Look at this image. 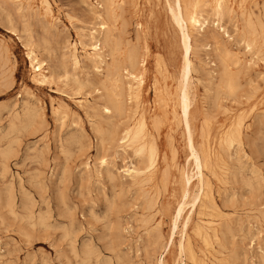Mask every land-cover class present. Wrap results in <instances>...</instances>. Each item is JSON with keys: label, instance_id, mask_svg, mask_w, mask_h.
<instances>
[{"label": "rangeland", "instance_id": "1", "mask_svg": "<svg viewBox=\"0 0 264 264\" xmlns=\"http://www.w3.org/2000/svg\"><path fill=\"white\" fill-rule=\"evenodd\" d=\"M168 1L122 0L112 20L99 7L102 0H48L52 19L40 0L21 5L0 0V264H158L160 258L164 264H194L178 253V243L186 237L205 264H264V0H232L234 10L222 17L229 25L219 22L224 29L203 12L208 22L191 40L190 124L196 148L207 143L214 152L211 164L203 169L212 201L203 199V208L196 202L191 212L187 203L175 228L171 226L174 211L184 199L180 171L191 172L193 165L176 106L184 50ZM94 11L101 13L112 39L108 46L101 44L103 61L97 67L85 59L84 46L90 42L84 35L89 27L96 29V35L99 32L100 20ZM234 25H238L236 30ZM243 26L255 40L249 50L239 40ZM211 33H218L217 40ZM27 42L47 62L44 68L52 75L49 83L34 81L36 72L26 57ZM68 43L78 48L76 67L70 65ZM129 48L138 50V60L146 59L139 106L127 93L123 68L128 66L125 53ZM232 53L238 57L237 64L231 63ZM218 56L231 64V89L226 83L222 88L219 63L223 57ZM113 62L123 79L125 112L121 114L107 112L102 105L111 87L106 69ZM237 71L239 80L234 78ZM234 80L237 87L239 81L238 89ZM213 94L217 97L214 103ZM141 111L146 132H151L158 149L151 170L143 156L131 146H120L115 136L124 126L134 125ZM237 119H241L240 140L223 143L224 132ZM129 166L142 169V174L130 178L124 170ZM196 190L194 177L189 194ZM186 215L189 220L183 226ZM196 223L208 228V244L194 235Z\"/></svg>", "mask_w": 264, "mask_h": 264}, {"label": "bare ground", "instance_id": "2", "mask_svg": "<svg viewBox=\"0 0 264 264\" xmlns=\"http://www.w3.org/2000/svg\"><path fill=\"white\" fill-rule=\"evenodd\" d=\"M13 2H16L18 3L19 5H21L24 1L28 2V0H11ZM2 2V1H1ZM101 2V0H100ZM122 2V0H102V3L99 4V7L104 11L105 15H107L106 18H110L112 19V17L114 16L115 17V9L118 5H120ZM40 3L42 5H44L45 7V10H46V13L49 14L50 18L52 19V15H51V9H50V4L48 2V0H40ZM91 4V3H89ZM125 4V3H124ZM3 5V4H2ZM27 5V3H26ZM88 5V3H87ZM168 5L167 8H169V12H170V15H171V19L172 21L174 22V24L177 26L178 28V31L180 32L179 34L181 35V46L183 47L182 49L184 50V54H183V67H182V80H180L181 82L179 83V89H178V94H177V104L176 106L178 107V113L180 115V119L181 121L183 122V125H184V130H185V133H186V142H187V147L189 149V153H190V156L191 157V162H192V165H193V168L191 170V172H188L187 170H185L184 168L181 169L180 171V176H181V182H182V185H183V201H181L180 203H178V205L176 206L175 208V211H174V215H173V222H171V226H173V228H175L177 226V222L178 220L182 217V214L185 210V206H187L186 204L189 203L190 205V212L194 209V206L196 204V202H198L199 204V208H203L205 207V203L203 201V199L205 198H208V200L212 201L211 199V196L210 193H209V189H208V181L205 180L204 178V173H203V169L205 167H208L209 164H211V158H212V155L214 154V152H212L209 147L207 146V143H203L199 148H196L195 144H194V141H193V134H192V129H191V124H190V112H191V104H192V101H191V97H190V92H189V72L191 71V61L189 58V53L192 49V44H191V40L192 38H194V36H196L197 34L195 33H199L200 30H203L206 23L208 22L207 20V16H203V12H207V15H211L213 16L214 20H216V25L219 26V22L220 21H224L225 20L223 18H226L228 15H225V14H230L232 12L233 9V4H232V0H171V1H168ZM240 5V3H239ZM238 5V7H239ZM248 5V4H247ZM15 7V6H14ZM17 7V6H16ZM15 7V8H16ZM30 7V6H29ZM32 7V5H31ZM137 7V6H136ZM243 7V6H242ZM257 7V6H256ZM9 8V7H8ZM24 8V6H23ZM28 8V7H27ZM37 8V6H36ZM121 8V7H120ZM250 8V7H249ZM19 9V8H18ZM96 9V8H95ZM254 9V8H252ZM16 9H14L15 11ZM123 9H121L120 11H122ZM34 11V9H33ZM33 11L31 13H33ZM168 11V10H167ZM38 12V11H37ZM84 12V11H83ZM123 12V11H122ZM12 13V12H11ZM124 13V12H123ZM234 15H235V12H233ZM249 13V12H248ZM10 14V12H9ZM14 14V13H13ZM22 14V13H21ZM91 14V12H90ZM94 14H95V18L100 20L98 26H99V32H98V35L95 34L96 32V29L94 30L90 28V31L89 33L85 32L84 35L88 36V38L90 39V42L85 44L84 46H87V50L85 51V59L88 58L89 60H91L94 65L97 67L98 64H100L102 61H103V53H102V50H101V44H110L112 42V39L110 37V34H109V31L107 29V25H106V22L103 20V17L101 15V13H98L97 11H94ZM226 17H225V16ZM11 16V15H10ZM16 16V15H15ZM18 16V15H17ZM37 16V15H36ZM123 16V15H122ZM122 16H119L120 18ZM224 16V17H223ZM13 17V16H12ZM223 17V18H222ZM232 17V16H231ZM230 17V19H231ZM33 18V17H32ZM116 18V17H115ZM212 18V17H211ZM238 18L242 19L241 17L238 16ZM253 18H258V16L256 17H253ZM6 19V18H5ZM25 19V18H24ZM42 20V17L40 18ZM94 19V18H93ZM124 19V18H123ZM223 19V20H222ZM239 19V20H240ZM248 19V18H247ZM13 20V19H12ZM57 20V19H56ZM80 20V19H79ZM108 20V19H107ZM113 20V19H112ZM7 21V20H5ZM11 21V20H10ZM125 21L122 20V22ZM230 21V20H229ZM233 21V20H232ZM242 21V20H240ZM24 22V21H23ZM110 24H113L111 23V21H109ZM114 22V21H113ZM247 22V21H246ZM258 22V20H257ZM260 22V21H259ZM45 23V22H44ZM93 23V21H92ZM115 23V22H114ZM121 23V22H120ZM127 23V22H126ZM227 23V22H225ZM244 23V22H243ZM9 24V23H8ZM7 24V25H8ZM47 24V23H46ZM46 24L45 27H46ZM60 24V23H59ZM94 24V23H93ZM97 24V23H96ZM215 24V23H214ZM221 24V23H220ZM229 25V23H227ZM236 24V22H235ZM248 25H250L248 22H247ZM246 24V25H247ZM56 25V24H55ZM54 25V26H55ZM127 25V24H126ZM125 25V26H126ZM224 25V24H223ZM258 25V23H257ZM84 26V25H82ZM115 26V24L113 25ZM121 26L122 23H121ZM232 26V24H231ZM230 26V27H231ZM237 26L238 25H234L235 27V30L237 29ZM9 27V26H7ZM56 27V26H55ZM77 27V26H76ZM80 27V26H79ZM127 27V26H126ZM126 27H125V30H126ZM229 27V26H228ZM228 27H226L228 29ZM83 28V27H81ZM109 28V26H108ZM122 29H124L123 27H121ZM219 28L221 29H224V27L222 26H219ZM249 28V27H248ZM259 28V27H258ZM25 29V28H24ZM27 29H29L27 27ZM31 29V28H30ZM106 29V30H105ZM110 29V28H109ZM208 29V28H207ZM226 29V33H228ZM246 28L243 26L242 29L240 30V33H239V37H240V41L243 42L244 46L249 50L251 49L254 45H255V40L254 38H251V37H248L246 35ZM251 29V28H249ZM32 30V29H31ZM105 30V31H104ZM212 30V29H211ZM220 30V29H219ZM256 30V29H255ZM254 30V31H255ZM58 31V30H57ZM100 31H101V36H100ZM112 31V30H111ZM122 31V30H121ZM135 31V30H134ZM233 32V29L231 30ZM259 31V29H258ZM47 32V31H46ZM63 32V31H62ZM114 32H118L116 29L114 30ZM113 32V33H114ZM212 32V31H211ZM214 32V31H213ZM17 33V32H16ZM25 33V32H24ZM104 33V35H102ZM112 33V34H113ZM123 33V32H122ZM225 33V35H226ZM8 34V33H7ZM27 34V33H26ZM62 34V33H61ZM81 35V33H79ZM212 36L214 37L215 35H217L218 33H211ZM224 34V33H223ZM230 34V32L228 33ZM253 34V33H251ZM255 34V33H254ZM253 34V35H254ZM34 35V34H33ZM126 35V34H125ZM129 35V34H128ZM202 35V34H201ZM224 35V36H225ZM39 36V35H38ZM43 36V35H42ZM62 36V35H61ZM83 36V35H82ZM112 36V35H111ZM115 36V34H114ZM118 36V34H117ZM198 36V35H197ZM219 35H217L218 37ZM228 36V35H227ZM22 38V36H20ZM27 37V36H26ZM33 37V36H32ZM40 37V36H39ZM67 37V36H65ZM135 37H138V36H135ZM217 37L215 36L214 38H216L215 40H217ZM229 37V36H228ZM20 38V39H21ZM28 38V37H27ZM34 38V37H33ZM84 38V37H83ZM116 38V37H115ZM199 38V37H198ZM213 38V39H214ZM227 38V37H226ZM235 38V36H234ZM23 39V38H22ZM42 39V38H41ZM47 39V37H46ZM68 39V38H66ZM119 39V38H118ZM124 39V37H123ZM195 39V38H194ZM221 38H219L220 40ZM261 41H262V35H261ZM51 40V39H49ZM116 40V39H115ZM198 40V39H196ZM202 40V39H201ZM200 40V41H201ZM218 40V41H219ZM3 41V40H2ZM27 41V40H26ZM30 41H33L30 39ZM35 41V40H34ZM41 41V40H39ZM87 40H85L86 42ZM119 41H122V40H119ZM124 41V40H123ZM139 40H137L138 42ZM199 41V40H198ZM224 41V40H223ZM45 42V41H44ZM43 42V43H44ZM47 42V41H46ZM66 42V41H65ZM84 42V41H83ZM193 42V41H192ZM215 42V41H214ZM217 42V41H216ZM236 42H239L236 40ZM28 43V42H27ZM42 43V44H43ZM16 44V43H15ZM113 44V43H112ZM117 44L119 45L118 41H117ZM116 43H114V46L117 45ZM217 43H215L216 45ZM221 44V43H220ZM223 44V43H222ZM231 44V43H230ZM261 44H264V41L261 42ZM41 45V44H40ZM46 45V44H45ZM49 45V44H48ZM117 45V48L119 50V46ZM127 45V44H126ZM138 45V44H137ZM212 45V44H211ZM224 45V44H223ZM106 46V45H105ZM113 46V47H114ZM134 46V45H132ZM207 46V45H206ZM213 46V45H212ZM222 46V45H221ZM219 46V47H221ZM65 47V46H64ZM136 47V46H135ZM134 47V48H135ZM217 47V46H216ZM259 47H262V46H258ZM48 48V47H47ZM83 48V46H82ZM109 48L111 49V47L109 46ZM116 48V46L114 47ZM208 48V47H207ZM223 48V46H222ZM221 48V49H222ZM255 48V47H254ZM21 49V48H20ZM25 49H26V57L27 59L29 60V64L30 67L33 69L34 72H36L34 75H33V79L36 83L40 84V85H44L46 83H49L51 81V76L50 74H48V71L44 68L45 65L47 64V62L44 60V59H41L38 57V53L35 49V47L33 46L32 43H28L25 45ZM68 57L70 59V62L73 67H76L78 66L80 60H79V56H78V51H77V47H76V43H68ZM132 49V48H131ZM129 48V50L126 51L125 53V60L128 62V66H125L123 69H125V72H126V76H125V79L128 80L127 82V90H128V96L129 98H133L135 99L137 102V106L140 105V102L138 101L139 99V92H140V87L144 84V72H145V57H143L142 59H137L138 56H137V53H138V50H137V53L136 51L134 52L133 50H131ZM214 49V47H213ZM17 50V48H16ZM88 50H91V51H88ZM113 50V49H111ZM115 50V49H114ZM148 48L147 46H145V51L147 52ZM215 50V49H214ZM213 50V51H214ZM223 50H226V51H223ZM222 52H225L226 54H228V51L227 49L223 48ZM18 52V51H17ZM109 52V51H108ZM111 52V51H110ZM193 52V51H192ZM221 52V51H220ZM2 54V53H1ZM112 54V52L110 53ZM240 54L242 55L243 52H240ZM58 55V54H57ZM217 55V54H216ZM218 55H219V52H218ZM221 55V53H220ZM225 55V54H224ZM232 55H235L232 53ZM259 55V54H258ZM67 56V55H66ZM226 56V55H225ZM231 56V55H230ZM261 56V55H260ZM17 55H16V60H17ZM60 57V56H59ZM58 57V58H59ZM110 57V56H109ZM218 57H221V56H218ZM223 57V58H222ZM222 61H220L219 64H221L222 62V69L221 71V80H222V85L224 86V84L226 83L227 87L229 89L233 88V85H232V72H231V68H230V62L227 63L226 62V59H224V56H222ZM234 58V56H231ZM262 57V56H261ZM5 58V57H4ZM112 58V57H111ZM264 58V57H262ZM220 59V58H219ZM230 59V58H229ZM250 59V57H249ZM6 60V59H5ZM8 60V59H7ZM47 60V59H46ZM84 60V59H83ZM112 60V59H111ZM115 60V59H114ZM215 60V58H214ZM218 61V59H216ZM232 60V59H231ZM1 62V61H0ZM8 62V61H7ZM49 62V61H48ZM54 62V61H53ZM112 62V61H111ZM116 62V61H115ZM110 63L109 66L111 67H108L106 65V68L108 67L109 70L106 69L107 73H109V78H106L109 79L110 81V84H111V87H109L108 90V93L106 94L107 95V99H106V104H101L102 105H105L104 106V110L105 111H110V110H115V111H118L121 112V111H124L122 110V107H123V95H122V92L124 91L123 89V79H122V75L120 73V68L118 66L117 63ZM214 62V61H213ZM234 62L235 64L238 63V57H236L235 55V59L234 61H231V63ZM124 63V61H123ZM210 63V62H209ZM208 63V64H209ZM4 64V63H2ZM26 64V63H25ZM62 64V63H61ZM60 64V66H61ZM104 64V63H103ZM106 64V63H105ZM230 64V65H229ZM242 64H243V61H242ZM12 65V64H11ZM54 65V64H53ZM59 65V64H58ZM212 65V64H211ZM215 65V64H214ZM213 65V66H214ZM239 65V64H238ZM3 66V65H2ZM0 66V67H2ZM26 66V65H25ZM237 66V65H236ZM241 66V65H240ZM246 66V65H245ZM62 67V66H61ZM60 67V69H61ZM193 67V65H192ZM5 68V66H4ZM3 68V69H4ZM53 68V67H52ZM209 68V67H208ZM64 69V67H63ZM194 69V68H192ZM14 70V69H13ZM51 70V69H50ZM181 70H180V74H181ZM65 71V70H64ZM193 71V70H192ZM7 72V71H6ZM55 72V71H54ZM53 72V73H54ZM210 72V71H209ZM51 73V71H50ZM62 73V71H61ZM98 73V72H97ZM236 73V76H234ZM233 72V76L235 79H238L236 78L238 75L237 74H240V71H237V72ZM60 74V73H59ZM103 74V73H102ZM179 74V75H180ZM212 74V73H211ZM220 73H218L219 75ZM2 75V74H0ZM58 75V73H57ZM74 75V74H73ZM107 74H105L106 76ZM9 76H11L9 74ZM102 76V75H101ZM104 76V75H103ZM108 76V75H107ZM60 77V76H59ZM7 78V77H6ZM12 78V77H11ZM54 78V77H53ZM210 78V77H209ZM219 78V77H218ZM60 79V78H59ZM79 79V78H77ZM102 79V78H101ZM208 79V77H207ZM211 79V78H210ZM239 80V79H238ZM12 81V79H11ZM10 81V82H11ZM62 81V80H60ZM201 81V80H200ZM73 82V80H72ZM248 82V81H247ZM108 83V82H107ZM235 83V80L234 82ZM74 84H76L74 82ZM88 84V83H86ZM109 84V83H108ZM109 84V85H110ZM200 84V83H199ZM217 84V85H216ZM216 85L218 87V81L216 82ZM237 84H238V87H239V81H237ZM79 85V84H77ZM104 85V84H103ZM236 85V83H235ZM9 87L11 86L8 85ZM8 86H3L4 88L8 87ZM82 86V85H81ZM105 86V85H104ZM103 86V88H104ZM107 86V85H106ZM105 86V87H106ZM64 87V86H63ZM80 87V86H79ZM108 87V86H107ZM237 87V85H236ZM237 87V89H238ZM209 88V86L207 87ZM222 88H226L225 86L222 87ZM227 88V90H228ZM13 89V88H12ZM123 89V91H122ZM199 89V88H198ZM214 90V89H213ZM259 90V89H258ZM83 91V90H82ZM220 91V90H217V92ZM226 91V90H224ZM223 91V92H224ZM237 91V90H236ZM235 91V92H236ZM3 92V91H2ZM58 92V91H57ZM65 92V91H64ZM68 92V91H67ZM105 92V91H104ZM216 92V90H215ZM214 92V93H215ZM228 92V91H227ZM63 93V92H62ZM222 93V92H221ZM225 93V92H224ZM68 94V93H67ZM73 94V93H72ZM201 94V92H200ZM220 94V93H219ZM20 95V94H19ZM215 95H217V97L219 96L218 94L215 93ZM213 94V99L215 97V99L217 100V97ZM225 95V94H223ZM227 95V94H226ZM72 96V95H71ZM105 96V95H104ZM202 96V95H201ZM121 97H123L122 101H121ZM228 97H231L230 95ZM227 97V98H228ZM233 97V95H232ZM232 97L230 99H232ZM106 98V96H105ZM248 98V97H246ZM214 100H212L211 102L214 103ZM15 102V101H14ZM13 102V103H14ZM7 103V102H6ZM34 103V102H33ZM64 103V102H63ZM125 103V102H124ZM203 103V102H202ZM201 103V104H202ZM211 103V104H213ZM216 103V102H215ZM32 104V103H31ZM139 104V105H138ZM36 105V104H35ZM58 105V104H57ZM92 105V104H91ZM68 106V105H67ZM66 106V107H67ZM142 106V105H141ZM212 106H215V104H213ZM4 108V106H2ZM61 108V107H60ZM59 108V110H60ZM214 108V107H213ZM216 108V106H215ZM214 108V109H215ZM62 109L64 110V108L62 107ZM68 109V108H67ZM27 110V109H26ZM25 110V111H26ZM31 110V109H30ZM37 111V110H36ZM96 111V110H95ZM23 112V111H22ZM27 112V111H26ZM35 112V111H34ZM125 112V111H124ZM226 112V111H225ZM33 113V112H32ZM36 113V112H35ZM39 113V112H38ZM59 113V111H58ZM97 113V111H96ZM204 113V112H203ZM206 113V112H205ZM14 114V113H12ZM16 114V112H15ZM121 114V113H119ZM11 115V113H10ZM33 115V114H32ZM39 115V114H38ZM66 115V114H64ZM124 115V114H123ZM206 115V114H205ZM20 116V115H19ZM28 116V115H27ZM43 116V115H42ZM63 116V115H62ZM121 116V115H120ZM17 117V116H16ZM38 117V116H37ZM55 117V116H54ZM77 117V116H76ZM204 117V116H203ZM21 118V117H20ZM25 118V116H24ZM28 118V117H27ZM79 118V117H78ZM208 118V117H207ZM64 119V117H63ZM205 119V117H204ZM153 120V119H152ZM210 120V119H209ZM10 121H12V118H10ZM18 121V120H17ZM29 121V120H28ZM59 121V120H58ZM205 122H207L205 120ZM12 124V123H11ZM23 124H24V121H23ZM27 124V123H26ZM31 124V123H30ZM156 125V124H154ZM207 127L209 124H206ZM24 126V125H23ZM43 126V125H42ZM157 126V125H156ZM244 126V125H243ZM8 127V126H7ZM10 127V126H9ZM247 127V125H246ZM13 128V127H12ZM29 128V127H28ZM71 128V126H70ZM209 128V127H208ZM248 128V127H247ZM10 130V128H8ZM73 129V127H72ZM245 129V128H244ZM96 132V131H95ZM157 132V131H156ZM240 132H241V119H237L236 121L232 122L231 125L228 127V129L224 132V136L222 137V142L225 143V144H230L232 141H234L235 139H238L239 135H240ZM114 133V131H113ZM110 134V133H109ZM202 134V133H201ZM200 134V135H201ZM43 135V134H42ZM80 136V135H79ZM115 136H116V140L117 142L119 143L120 146L122 147H126V146H131L133 148V151L135 154H138L140 156H143L145 161H146V168L151 170L154 166H155V162L157 160V157H158V149H157V146H156V142L154 141V138L152 137V134L151 132H146V122H145V117H144V112L141 111L140 112V115L138 117V119L136 120V122L134 123V125H131V124H128L126 126H124L120 131H118L117 133L115 132ZM75 140V139H73ZM240 140V139H238ZM71 141V140H70ZM112 143V142H111ZM132 151V150H131ZM129 152V150H128ZM111 153V152H110ZM7 154V153H6ZM188 157V158H189ZM114 158V157H113ZM164 158V157H163ZM186 161V160H185ZM114 162V160H113ZM238 162V161H237ZM105 163L104 160H101V164ZM186 163V162H185ZM185 165V164H184ZM166 166V165H165ZM177 166V165H176ZM229 166V165H228ZM227 166V167H228ZM143 168V167H142ZM125 172L127 173V175L130 177V178H134L136 176H138L142 171V169L140 170L139 168L135 167V166H129V167H126V169H124ZM164 170L167 171V167L166 169L164 168ZM225 170V169H224ZM227 170V169H226ZM101 171V170H100ZM165 171V172H166ZM112 172V171H111ZM164 172V173H165ZM1 173V172H0ZM101 173V172H99ZM142 174V173H141ZM249 174V173H248ZM168 175V174H167ZM164 176V175H163ZM196 177V180H197V190L194 194L190 195L189 194V188L192 184V180L193 178ZM111 179V178H110ZM224 179V178H223ZM113 180V179H112ZM111 180V181H112ZM165 182H167V178L165 180ZM111 183V182H110ZM112 185V184H111ZM166 187V186H165ZM208 189V190H207ZM225 190V189H224ZM223 190V191H224ZM143 191V190H142ZM158 191H160L158 189ZM147 192V191H146ZM193 192V191H192ZM153 193V192H152ZM151 193V195H152ZM145 194V193H143ZM158 196H159V193H158ZM190 196V199H188V197ZM261 196V195H260ZM147 196H145L144 198L146 199ZM152 197V196H151ZM264 197V196H262ZM157 198V197H156ZM240 199V198H239ZM181 200H182V197H181ZM229 200V198H228ZM149 202V201H148ZM157 202V201H156ZM155 202V203H156ZM229 201H227L226 203H228ZM212 203V202H211ZM155 205V204H154ZM216 205V204H215ZM218 208V207H217ZM148 209V208H147ZM257 210V209H256ZM230 211V210H229ZM258 211V210H257ZM36 212V211H35ZM156 212V211H155ZM220 212H223V211H220ZM225 212V211H224ZM154 213V212H152ZM189 213V212H188ZM187 213V214H188ZM230 213V212H229ZM147 214V213H146ZM144 214V215H146ZM233 214V213H231ZM194 215V214H193ZM152 216V215H151ZM186 218L183 220V226H185L187 223H188V220H189V217H187V215L185 216ZM256 217V216H255ZM153 218V217H152ZM262 219V218H261ZM259 220V219H258ZM201 221V220H200ZM202 222V221H201ZM215 222V221H214ZM254 222V221H253ZM179 223V222H178ZM255 223V222H254ZM156 224V223H155ZM211 224V223H210ZM209 224V225H210ZM182 226V228H184ZM110 228V227H108ZM155 228L156 225H155ZM172 229V228H171ZM259 229V228H258ZM174 230V229H173ZM107 231V230H106ZM172 231V230H171ZM170 231V232H171ZM211 231H212V234L214 236H216V229L215 228H211ZM184 232V230H183ZM171 234H173V232H171ZM161 235V234H159ZM178 235V234H177ZM183 234H181L182 236ZM194 235L203 243V244H208V239L209 237L211 236L209 230L207 227L204 226V224L202 223H196L195 226H194ZM173 236V235H172ZM171 237V236H170ZM171 239V238H170ZM182 239V238H181ZM232 240V239H231ZM169 241V239H168ZM168 243V242H167ZM167 245V244H166ZM179 256L181 258V256H185L187 257V259H189L192 263L194 264H205L204 263V260L199 258L193 251L192 249V245H191V241L189 239V237H186L184 240H181L179 243ZM111 246V245H110ZM168 246V245H167ZM166 246V247H167ZM217 246V245H216ZM231 246V245H230ZM206 247V246H205ZM221 249H222V246H221ZM206 250V249H205ZM227 250V249H226ZM257 253V252H256ZM183 259V258H182ZM182 259L180 260V262H182ZM210 262V261H209ZM183 263V262H182ZM158 264H164L163 262V259L160 258V260L158 261Z\"/></svg>", "mask_w": 264, "mask_h": 264}]
</instances>
